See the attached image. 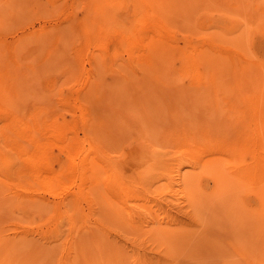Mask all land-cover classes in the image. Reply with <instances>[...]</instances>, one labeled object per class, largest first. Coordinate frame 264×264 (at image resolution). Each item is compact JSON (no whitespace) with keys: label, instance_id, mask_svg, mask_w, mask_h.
I'll list each match as a JSON object with an SVG mask.
<instances>
[{"label":"rangeland","instance_id":"rangeland-1","mask_svg":"<svg viewBox=\"0 0 264 264\" xmlns=\"http://www.w3.org/2000/svg\"><path fill=\"white\" fill-rule=\"evenodd\" d=\"M142 1L147 0H0V264H264V226L255 212L261 201L254 191L245 185L240 189L237 185L236 191L229 184V190L217 192L208 175L198 176L190 166L180 165L178 147H159V141L154 142L155 147L165 148L155 157L159 167L138 186L131 155L147 143L143 145L145 141L139 140L132 121L122 122L126 128L123 141H110L97 125L92 131L85 128V118L89 120L98 105L102 107H97L99 115L108 113L105 108L100 114L105 100L111 107L117 106V111H132L137 116L149 109V114L157 117L154 109L160 105L166 112H182L184 119L173 122L168 118L163 125L173 137L176 132L184 133L181 124L191 115L197 118L210 111H227L232 129L240 119L221 99L190 87L193 81L184 73L182 50L178 47H194L197 56L230 55L255 62L264 55V45L261 42L251 46L249 36H241L243 24L238 28L236 23L241 16L232 14L227 5L214 2L217 5L211 6L214 10L209 17L201 20L190 9L196 17L187 19L184 14L191 13L181 8L173 10L171 16L167 14L168 25L158 11L152 10L149 0L147 4ZM151 16L153 20L159 16L156 20L160 19V23ZM130 38H134L131 44L135 47L127 43ZM149 40L165 41L169 46L162 53L165 60L163 57L161 67L146 64L142 50L137 49ZM163 80L174 88L161 93L158 99L159 92L154 90ZM138 83L151 88V95L144 93L145 110L131 92ZM148 96H154L152 99L158 103ZM112 99H119L116 105ZM245 104L239 107L243 110ZM2 108L25 117H40L28 125L36 144L6 130L9 117L1 116L5 113ZM162 116L155 119L161 121ZM142 119L144 129L149 130ZM160 121H156L158 126ZM97 142L100 160L123 168L128 175L132 185L129 195L118 191L115 194L103 182L92 188L89 180H81L84 169L80 165L91 156L86 150L93 149ZM11 143L25 146L55 167L64 166L63 184L49 189L37 183L31 164L15 160V156L10 158ZM60 146L73 152V156H65L64 150H58ZM82 147L85 152L76 154ZM241 157L245 163L252 160L249 152ZM178 163L182 166L180 173L176 171ZM179 174H184L188 183L196 177L201 179V186L193 187L199 207L188 200L187 187ZM79 191L83 196L80 194L74 203L72 194ZM221 200L226 207L217 205ZM125 205L131 210L139 208L142 213L152 208L151 215L130 216ZM87 227L98 243L86 241L84 255L71 260L77 235L84 234ZM166 232H172L175 238L164 241L162 234Z\"/></svg>","mask_w":264,"mask_h":264},{"label":"bare ground","instance_id":"bare-ground-1","mask_svg":"<svg viewBox=\"0 0 264 264\" xmlns=\"http://www.w3.org/2000/svg\"><path fill=\"white\" fill-rule=\"evenodd\" d=\"M147 1H142V2L147 4ZM149 1L152 10L155 9L156 11H158L159 15L162 18H164V22L168 25L170 21L167 18L168 17L167 14L171 16L173 10H178V9L181 10V8H183L185 12L191 13V14L188 13V15L185 13L184 15H186V18L187 19L193 18V20L196 16L192 15L193 14L192 12H196L197 15L198 14L200 15V17L197 18H200L202 20V18H206L207 16L209 17V14L213 12L214 9L211 6L215 4L214 2H216L217 4L223 3L228 7H230V9L232 10V14L241 16V20L236 22L238 23V28L240 27V24H243V30H240L241 36L242 37L244 35H246L247 37L249 36L250 39L249 44L251 46L252 43L257 44L261 42L264 45V0H201L200 3L199 0H149ZM195 4L196 6H194ZM199 6L200 9L197 10ZM190 9H193V11L191 12ZM153 13L154 15L156 14L155 11ZM143 14L145 13L143 12ZM222 14L223 13L220 10L219 16H222ZM149 16L150 15H148L147 18H150ZM151 18L153 20V16H151ZM156 18L153 21H157V22L159 21L160 23V19L156 20ZM233 19L235 18L233 17ZM162 27H165L164 24H162ZM153 28L155 31V27ZM157 32L158 30L156 31V33ZM131 38L127 43L129 44L130 47H135L133 43L131 44V40H133L134 38L133 39ZM145 39L147 38L145 37ZM249 44H247L246 46L249 47L250 46ZM184 46L185 44L183 45V47ZM167 47L169 46L165 41L162 42V41L149 40L137 46V49L142 50L141 56L146 64L148 65L156 64L157 66L161 67L163 65L162 58L164 57L165 60V55H162V53L166 51L165 49ZM183 47L181 46L178 48L182 50L180 58L182 60V67L184 69V73L188 75L193 81L190 87H192V89H195L196 91L199 92H204V93L210 92L215 98H219L225 104H227L229 110H232V112H234L233 114H237L238 116H240L239 121L235 125V129L231 128L230 124H233L230 122L231 120H227L229 117V113L227 114V111L225 112L221 111L218 113H216L215 111H210V112H206L203 115H199V117L195 115L197 118L191 117L192 115L190 116V118L187 116L188 120H186L187 119L186 117L185 124H181L184 133L179 135L176 132L175 136L173 137L170 134L171 133L170 130H168L169 128L168 129L164 128V126H166L165 122L168 118L171 119L173 122H176V120L178 119L179 121L182 120L181 119L183 118V114H181L182 112L179 113L172 109H169L166 112L164 107H161V105L158 104L160 106L157 107V109H154V111H156L154 114H156V116L157 114L158 116L160 115L159 117L163 115L161 121L158 119L160 121L158 126L157 122L159 121L155 118H159V117L158 116L155 117L154 115L152 116L151 113L149 114L150 112V111L148 112L149 109L146 110L149 116H147L146 112L143 111L145 110L144 108L145 104H147L145 102L143 104L142 102L145 100L144 93L148 91V93L150 94L151 88L147 89L145 86H143V84H139V83L133 86L131 92L132 94L133 92L135 93L134 95H136L137 100L141 104L140 107L143 110L141 109L140 111H143L144 113L142 112L141 114H138L139 110L135 111V113L137 112L136 114L141 116L134 115L133 114L134 112L132 111L131 113L130 111L128 113L127 111H125L126 110L125 108H124L125 109L124 112L127 113L117 111L118 109V108L116 109L117 106L113 108L108 103L109 100L108 101L105 100L104 104H102L104 108L100 114H102V112L106 108V111L108 110L107 112L110 115L112 113V115L111 116L109 115L110 117L108 115L105 116L106 112L105 113L103 112L104 113L102 114L104 115L103 117L104 118L107 117V119L106 118L104 119L101 115H99L98 109L99 108L102 109V107H100L101 106L100 104V106L98 105L99 107L97 106L98 109L96 107L95 112H92L93 115H90L89 120L88 118H85L86 120V122L84 123L85 128L87 126L88 131H92L94 125H97V127L99 128L98 130L102 131L103 134H107L110 137L111 139L110 141L113 140L123 141L125 140V136H126V128L123 126L122 122L126 123V121H132L131 125L135 126L137 128V131L139 132V136H140L139 140L145 141L143 145L147 143L145 146H143V148L142 147L140 149L138 148L139 150L134 151L131 155L133 157V160L136 161V162L133 161V166H134L133 168H135L136 171L135 169L134 171L137 172V179L135 182L138 183V186H140L139 184H144L147 181L148 175L156 170L158 165H156L155 157L159 152V150L165 149V148L160 149L159 147L164 146L165 144H167L168 147L175 146L176 148L178 147L177 149L180 155V158L179 157L178 158L181 161L180 165L182 166L188 165V167L190 166V169L198 171L197 173L198 176L204 174L208 175V177L214 182L215 189H217V192L219 193L226 192L227 190L230 189L229 184L234 185L236 191L238 188L237 185H239V189L242 187V185H245L250 190L254 191L257 198H259V200L261 201L260 206L256 208L255 212L258 215V217L261 218L262 224L264 226V55H262L260 59L258 58V60L253 62L251 60H248L249 58L242 60V59L229 57L230 55L226 56V55L214 54L213 56H206L205 53H203L201 54V56L199 55L197 56L196 48L193 47L191 48L192 50L191 49L188 50L189 48L188 46L184 47V49ZM263 48L264 47H262V51ZM173 88L174 86L171 82H165L163 80L160 81L159 84H157V89H155L154 91L159 92V96H160L161 93L167 91L168 92L173 91ZM157 95L155 94L156 96L155 98L158 97ZM149 96L148 99H152V97H154L152 96L150 98ZM173 97H177V95H174ZM108 98H110V96ZM159 98L161 99V96L158 97V99ZM105 99H107V97ZM154 99H152V101ZM155 100L154 103L156 104L158 100L156 102ZM111 101L113 103L114 99H112ZM146 101L148 102L149 100H147L146 98ZM116 102H114L113 104L116 105ZM240 103L241 104L246 103L245 104L246 106L244 105L245 107H243L244 108L243 110L239 107ZM142 104L144 105V107L142 106ZM148 104H153V102ZM187 104L189 103L187 102ZM188 106L190 107V105ZM191 106L194 107L195 104L193 105V103H191ZM160 109L161 111L158 112V110ZM3 110L5 113L1 116H4L6 114L9 117V120L7 121L8 123L5 124L6 130H10L14 133L23 135V137L26 136V139L29 138L30 141L33 142L32 144H36L37 141L31 136L30 128L28 125L29 123H35L39 121L40 117L38 115L33 117L32 116L25 117L24 115L13 113L11 111L6 112L7 108ZM96 110H98V112H96ZM189 112H191V110H189ZM166 113H168V115H166ZM142 114L144 115L142 116ZM113 115L117 118V120ZM110 118H112L111 120H115L117 124L114 121L110 122L111 120H108ZM141 118H143L142 120H144V123H146V125L149 127V130H151L150 132L148 129L147 131L146 129H144V127L146 126L142 124L143 121H141ZM25 119H27V121L24 122ZM118 119L121 123L118 121ZM30 120L32 121L30 122ZM172 121L170 122V124L172 123ZM155 141H159V145H158L159 147H155L154 144ZM98 145L99 144L97 142L94 145L93 149L91 148L86 150L87 152L91 153V156L90 158L87 159L85 158L83 162L81 161L82 165H80V167L82 166V168L84 169V173L82 172L83 177H81V180L83 179V183L84 181L89 180L92 188L98 186L99 183L103 182L104 186L111 188L112 191H115V194L116 191H118L121 192V194L129 195L132 185L130 186V183L128 181L129 179L127 177L128 175L125 174V172L122 170L123 168L120 169L119 166H118L119 168L109 166L106 164V162L101 161L100 160L101 155L99 153L100 149ZM81 149L82 150L77 151L76 154L78 153L83 154L85 152V149H83V147ZM10 150L13 151L11 154L12 157L10 158L14 159L15 156V160H19L22 163L24 162L26 164H31L33 166L34 179L37 181V183L40 182L41 184H43V186L49 189H54L55 187H58L59 185L63 184L64 181L63 179L65 175L64 166H59L58 164H56L55 167V165H53L51 161L45 160L44 158L40 159L38 156H35V154L30 153V151L27 150L26 147L23 145L18 146L15 143H11ZM58 150H62V151L64 150V155L67 157L73 156L72 154L73 152L69 151V149L65 148L64 146H60V149L58 148ZM244 152L245 153L249 152L252 155V160L249 163H245L241 157V155L244 154ZM131 156L129 160L132 159ZM166 157L164 158L165 159L164 161H166ZM13 161L14 160H8L7 162H13ZM40 162L42 163L40 164ZM40 165H43V168H41ZM177 165H178L177 167L178 170L176 169V171L180 173L179 170L182 168V166H179V163ZM83 169L81 170L80 168L81 171H83ZM17 174L20 175V172L18 171ZM179 179L182 180L184 186L187 187L186 193L188 200L193 202L194 206L199 207L200 200H198V197H196L195 190L193 189V187L199 188L201 186V182H200L201 179L199 177H196V180L193 181L194 183L191 182L193 184L187 182V179L184 174L183 176L179 174ZM80 194H81L80 191L73 193L72 194L73 198L71 200H73V202L75 203V200L76 201L78 200ZM118 194L120 196V193ZM118 194L116 195V197L118 196ZM81 196H83V193L81 194ZM221 201H219L217 205L219 206L223 205L222 207H226V203L223 204L224 200ZM122 203L125 204L123 200ZM124 207L127 210L128 215L130 216L134 215L137 218H140L141 216L151 215V211H152L151 210L152 208H148V209H143V213H142L140 212L139 208L137 209L133 208L136 210L133 209L131 210L130 208H127L126 205ZM64 218H67L66 213L64 215ZM71 224L73 223L71 222ZM162 235H163L162 236L163 240L166 242L170 241L172 237H174L173 236L174 234L172 232L170 233L166 232L163 233ZM86 241H89L91 243H98L97 237L93 236V231L89 227H87L84 234H81L80 232L78 233L77 238L74 242V249L72 251L73 254L70 256L71 260H74L76 256L79 254L81 256L84 255L82 249ZM262 243L264 244V239H262ZM99 248L101 249V247Z\"/></svg>","mask_w":264,"mask_h":264}]
</instances>
